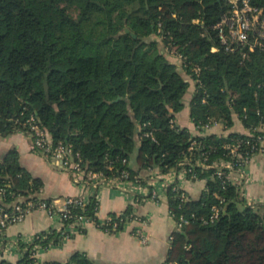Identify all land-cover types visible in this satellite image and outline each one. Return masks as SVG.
Instances as JSON below:
<instances>
[{"label":"trees","instance_id":"16d2710c","mask_svg":"<svg viewBox=\"0 0 264 264\" xmlns=\"http://www.w3.org/2000/svg\"><path fill=\"white\" fill-rule=\"evenodd\" d=\"M252 4L264 10V0ZM229 10L226 0H0V137L27 133L23 123L34 116L55 143L79 153L86 168L107 176L126 171L130 179L139 175L134 158L144 170L163 174L181 171L189 160L230 161L226 145L245 136L200 137L189 151L192 135L175 116L190 84L152 39L160 33L196 82V126L215 120L232 128L236 114L252 132L264 123V49L226 50L213 27ZM194 173L190 179L207 180L198 201H182L184 191L173 187L166 193L176 222L166 264H264V206H250L214 168ZM0 176L10 178V192L51 203L42 197V181L21 167L17 151L0 161ZM97 207L93 199L73 214L99 222ZM214 207L220 215L212 222ZM135 212L129 206L119 218L112 214L123 221L110 232L123 230ZM181 217L187 224L178 230ZM40 236L41 242L21 244L18 264H96L85 253L65 263L40 262L36 245L64 243L55 230Z\"/></svg>","mask_w":264,"mask_h":264},{"label":"built area","instance_id":"2783aa9c","mask_svg":"<svg viewBox=\"0 0 264 264\" xmlns=\"http://www.w3.org/2000/svg\"><path fill=\"white\" fill-rule=\"evenodd\" d=\"M226 1L230 10L225 13L221 21L213 27L219 32L220 41L225 46L226 50L235 52L238 46L244 47L249 52L264 49V10L254 6L252 0ZM213 51L215 52L217 49H213ZM262 89L264 90V85ZM216 123L215 120H212L211 123L204 124L201 128L197 126V129L202 133L209 130ZM23 124L27 129L26 134L31 139L33 151L47 158L60 161L62 168L72 173L73 181L75 185L82 190V195L66 199L64 207L62 209H56L53 203H48L42 199H36L35 195H23L10 192L12 186L10 178L7 176L3 179L2 176H0L1 261H4L3 259L5 256L13 252L20 253L22 259L23 252L21 250V244H33L36 241L41 242L43 240L40 236L41 233L32 238H27L23 235H19L12 239L6 237L8 228L23 222L26 217L34 211H46L52 218L56 219L60 227L45 232L49 234L52 230H55L61 234L62 241L65 242L74 232H80L91 224L108 232L119 228V224L123 219H121L120 222L114 220L111 216L105 221L99 219V192L104 187H110L120 191L124 195L131 196L130 198L133 205H139L145 199L142 193L144 189L149 190L148 198L158 203L164 198H167L166 193L169 188L173 187L174 190L180 189L170 183L161 182L162 184H159L163 176L166 175L161 173L159 169L147 168V176L138 175L133 179H130L129 173L126 171L118 176H107L103 172L92 171L84 166L81 155L75 153L71 146L64 145L61 142L55 143L52 135L38 124L34 116L28 118ZM241 135L245 136L244 140H238L225 147L231 159L230 161L221 160L209 165L207 163V158L204 160H197L194 164L189 160L188 162H182L180 164V166L183 167L182 170L175 173H181V175H185L186 177H189V175L196 177L194 173L196 167H201L203 169L214 168L219 178H224L225 181H231L234 185L239 187L236 180L231 178V175L235 173L240 175L246 174L254 158L257 155H264V123L254 127L252 132L248 130V134ZM198 138L200 137L192 136L189 151L196 149L198 146ZM187 166H190V168H186ZM110 170H112V167H110ZM8 196L14 199L11 202H7ZM245 197H247V195H245ZM247 198L250 206L256 205L252 198H249V196ZM93 199L98 204L96 216L99 222L92 218H87L84 215L73 214L74 208L85 211ZM186 199L187 195L182 193L181 200L185 201ZM133 205L131 206L133 207ZM213 211L214 215L211 217L212 222L218 219L220 215L219 208L214 207ZM120 216L121 215H118L117 218ZM171 216L174 218L172 213ZM130 224L133 225L132 232L137 240L142 245H147L149 239L145 231L147 225L146 219L135 212L129 216V220L124 227ZM185 224H187V221L181 217L178 230ZM173 240L174 237L171 236L170 242L172 243ZM48 250L49 249L42 248L40 245H36L34 248V257L40 261L42 254Z\"/></svg>","mask_w":264,"mask_h":264},{"label":"crops","instance_id":"0c3cea01","mask_svg":"<svg viewBox=\"0 0 264 264\" xmlns=\"http://www.w3.org/2000/svg\"><path fill=\"white\" fill-rule=\"evenodd\" d=\"M186 81L190 87L184 97L185 107L175 116V123L180 128L197 137L248 134V130L236 114L233 116L232 128H225L222 123L216 121L217 123L209 130L199 132L191 118V101L196 91V82L189 79ZM13 135L16 137H12L11 141L0 142V161L10 151H17L21 167L33 178L42 181V197L51 200L56 209H62L66 199L82 195V190L73 181L72 173L64 170L60 161L33 151L31 139L26 133L18 132ZM140 144L138 140L139 147ZM132 167L140 176H147L146 170L136 162L135 158ZM231 178L236 180L241 195L247 201L249 196L256 205L264 206V155H257L254 158L246 174L235 173ZM161 182L179 187L187 198L193 201H198L202 197L207 185V180L190 179L174 171L164 175L159 184ZM142 193L145 199L141 204L133 205L131 196L104 187L99 192V219L105 221L112 214L123 215L129 206L133 205L136 213L147 221L145 228L149 239L147 245H142L133 235L131 224L113 233L91 224L80 232H74L63 246L51 248L42 254L40 261L65 263L74 254L85 253L96 264H166L171 246L170 237L176 228V222L171 216L167 198L158 203L148 198V189H144ZM59 227V222L46 211L37 210L29 214L23 222L8 228L6 237L12 239L23 235L32 238L39 233ZM3 260L10 264H18L21 254L13 252L6 255Z\"/></svg>","mask_w":264,"mask_h":264},{"label":"rangeland","instance_id":"374dc122","mask_svg":"<svg viewBox=\"0 0 264 264\" xmlns=\"http://www.w3.org/2000/svg\"><path fill=\"white\" fill-rule=\"evenodd\" d=\"M70 15L71 17H78V12H75V11H70ZM126 29H129V28H126ZM125 29V30H126ZM125 30H124V33H125ZM130 30V29H129ZM131 33V31H130ZM130 33H126V34H130ZM134 34V33H133ZM153 40L159 42L160 44V49L162 51V53L167 57V59L171 62V63H177L176 65L179 67V71L184 75L185 79H189V80H192L190 76H188L185 71H184V68H183V62L182 60L176 55V53L174 51H171L168 47H165L164 46V43H163V37L160 33L158 34H155L153 37H152ZM15 135H10V136H7V137H0V142H9L11 141V139H13L12 137H14ZM16 137V136H15ZM234 180V179H233Z\"/></svg>","mask_w":264,"mask_h":264},{"label":"water","instance_id":"95a60500","mask_svg":"<svg viewBox=\"0 0 264 264\" xmlns=\"http://www.w3.org/2000/svg\"><path fill=\"white\" fill-rule=\"evenodd\" d=\"M125 33H130V30H129V29H126V30H125ZM132 36H133L134 38H137V36H136L135 34H132Z\"/></svg>","mask_w":264,"mask_h":264}]
</instances>
